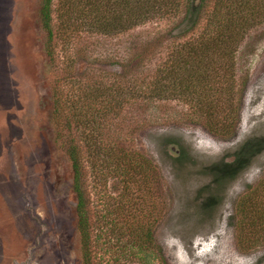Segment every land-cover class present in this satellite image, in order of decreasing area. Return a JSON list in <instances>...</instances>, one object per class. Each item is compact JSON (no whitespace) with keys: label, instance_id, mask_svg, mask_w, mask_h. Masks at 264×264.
Instances as JSON below:
<instances>
[{"label":"rangeland","instance_id":"1","mask_svg":"<svg viewBox=\"0 0 264 264\" xmlns=\"http://www.w3.org/2000/svg\"><path fill=\"white\" fill-rule=\"evenodd\" d=\"M93 1L52 0V59L44 0H0V264H84L67 149L75 141L88 151L96 139L138 152L141 167L126 173L115 152L85 153L92 264H264V149L219 187L210 172L264 136V15L235 53L239 120L223 133L204 113L222 117V87L214 103L193 88L189 100L127 101L122 92L145 85L202 26L188 28L180 14L107 34L95 28ZM254 3L264 13V1ZM211 61L226 82L223 61Z\"/></svg>","mask_w":264,"mask_h":264},{"label":"trees","instance_id":"2","mask_svg":"<svg viewBox=\"0 0 264 264\" xmlns=\"http://www.w3.org/2000/svg\"><path fill=\"white\" fill-rule=\"evenodd\" d=\"M94 0L90 2V13L94 17L93 23L98 31L115 34L129 31L139 25L145 24L155 19H165L184 15L183 24L188 28L202 26V30L195 36L186 39L181 45V49L175 56L168 58L163 66L156 70L155 75L145 85L139 87L134 84L127 85L122 89L125 92L127 101H130L135 95L140 96L142 100L149 101L154 99H170L175 92L180 93L184 99L189 100L188 91L195 90L206 91L205 98L208 103L213 100V90L222 92L224 95V110L221 118L215 115L213 109H207L204 113L209 118L208 126L212 131H222L228 133L239 120V108L236 97L237 90L235 79L231 74L234 67V56L242 39L249 31L251 26L261 22L264 13L262 8L254 3L255 0ZM264 1V0H262ZM111 5L110 12L108 6ZM113 7V12L111 8ZM211 7V8H210ZM109 12L110 14H107ZM42 22L49 33V43L47 52L52 59L55 58V47L53 45L54 30L52 17V0H44L41 8ZM202 19H206L204 25H201ZM217 55L220 62L223 61L224 69L229 77L226 82L216 80L212 74V59ZM176 62V65L174 66ZM196 67L188 68L189 63ZM226 76V77H227ZM221 83V84H220ZM218 84V88H215ZM222 85V86H221ZM195 89V90H194ZM118 92L119 88H115ZM139 92V94H135ZM203 92V91H202ZM186 94V95H184ZM186 96V97H185ZM191 96V95H190ZM216 97V93L214 94ZM119 95L116 93L113 97V106L110 110L120 104ZM214 97V98H215ZM216 100H213L214 103ZM212 105V104H211ZM227 106V109L225 107ZM218 113V112H217ZM100 134V132H99ZM88 151L82 149L81 145L72 141L68 146V154L74 170L73 189L77 196L78 227L81 232L83 244L84 264H92L91 248V223L88 208V196L86 190L85 174V153L88 157H100L104 152L108 155L116 153L113 151L114 144L106 146L102 140H94V143L86 145ZM109 149V150H108ZM264 149V136L255 137L248 140L238 151L236 159L232 163L214 165L210 172L214 175V183L217 187L223 185L227 180L234 178L239 171L245 168L251 158L259 151ZM104 150V151H103ZM108 150V152L106 151ZM111 151V152H110ZM113 151V152H112ZM185 151H181V156ZM117 161H127L125 172L137 171L139 167L138 152H124L117 154ZM219 201L216 197H210L206 201V207L212 208L211 203ZM248 199L243 202V209L248 212ZM254 211L259 210L254 206ZM258 218L259 226L263 227L264 212L262 211ZM256 226V223L252 224ZM248 239L240 235L239 243L245 245ZM257 238L253 239V243ZM250 243L251 240H250ZM261 264L263 262L261 261Z\"/></svg>","mask_w":264,"mask_h":264}]
</instances>
